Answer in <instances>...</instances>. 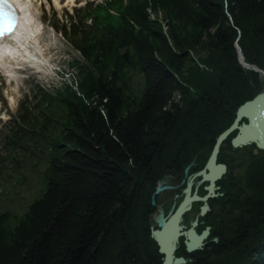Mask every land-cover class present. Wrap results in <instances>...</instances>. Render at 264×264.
Returning a JSON list of instances; mask_svg holds the SVG:
<instances>
[{
    "label": "trees",
    "instance_id": "16d2710c",
    "mask_svg": "<svg viewBox=\"0 0 264 264\" xmlns=\"http://www.w3.org/2000/svg\"><path fill=\"white\" fill-rule=\"evenodd\" d=\"M68 20L53 27L79 53L74 77L37 86L0 133L43 183L21 214L0 212V264H163L152 192L166 170H202L264 91L236 46L264 71V0H101ZM237 132L218 162L229 169L232 153L250 151L247 188L234 215L199 227L213 224L211 251L188 254L182 238L176 254L194 257L188 264H264V150L235 149Z\"/></svg>",
    "mask_w": 264,
    "mask_h": 264
},
{
    "label": "rangeland",
    "instance_id": "374dc122",
    "mask_svg": "<svg viewBox=\"0 0 264 264\" xmlns=\"http://www.w3.org/2000/svg\"><path fill=\"white\" fill-rule=\"evenodd\" d=\"M20 1L24 3L23 6L27 11L28 26L31 28L30 33L28 32L30 34L28 39L31 38V42L29 44L32 43L31 46L38 49L39 57L40 54H43V59L51 65L47 69L52 74L51 77L54 78V85L50 87L49 84H45L43 80L38 81L34 77L35 75L31 76L28 72L22 73L21 71H12L9 73L11 76H0V90L2 92L0 94V132L3 130L5 125L7 126L9 124L8 122L11 119L17 117L22 102L25 101L27 95L31 94V91L36 84L45 85L48 88H58L63 83V77H74L75 72L72 69V65L74 63L72 62L79 57V54L73 49L68 40L59 35L51 25L56 24L57 19H63L65 17V12L69 11L72 13L75 7L80 8L86 3L97 6L101 3V0ZM101 14H105L108 19L112 17V15L106 14L104 11H101ZM139 76L140 75H135L133 79L136 85L140 82ZM260 78L264 79V71ZM247 121L243 120L242 123H247ZM2 143L3 142L0 137V212L5 209H10L17 214H21L43 187L41 174L39 172L40 168L38 166L37 169H33V167L30 166V162L28 163L23 161L24 158H19V164L16 165V162L13 161L9 155V150L3 147ZM228 149L229 147L226 146L225 152H227ZM262 151L263 150L258 152L257 148L256 154H259ZM249 152L250 151H240L232 153V156L235 158V162L233 166L230 165L226 175L222 178L221 184H218L219 186L227 187L229 189V193L234 192V199L240 197L239 194L244 186L247 188L244 184V170L245 161L249 156ZM206 165L207 162L205 166ZM194 180L196 185L201 182L200 177H196ZM205 187L206 184L202 183L200 193ZM234 199H232L233 203ZM180 201L181 199L173 205V208L177 206ZM222 205L223 204L221 203L213 202V208H215L214 214L211 216L213 222L217 221L218 217H222L225 220L226 217L232 216L236 212L234 205L229 203L225 204L228 209L224 210L222 215L217 214V209L222 208ZM199 206L200 203H197L193 211L194 216L199 211ZM229 208H231L230 211ZM161 210L164 212V209L160 208L159 215L161 214ZM156 212L157 210L155 209L152 217L155 216ZM229 212H232V214H229ZM164 213L163 215L165 218H168L171 214L170 212L168 217H166ZM188 222L189 221L185 222V224L188 225ZM157 224V221L154 222L153 229H157ZM181 241L182 239L180 242ZM181 245L182 244L180 243V246Z\"/></svg>",
    "mask_w": 264,
    "mask_h": 264
},
{
    "label": "water",
    "instance_id": "95a60500",
    "mask_svg": "<svg viewBox=\"0 0 264 264\" xmlns=\"http://www.w3.org/2000/svg\"><path fill=\"white\" fill-rule=\"evenodd\" d=\"M236 46L240 62L243 66L257 72H263L258 66L247 63L241 47L238 44ZM262 116H264V91L258 94L254 99L247 101L239 108L237 117L232 126L217 138L213 152L205 168L190 177V182L188 183V187L186 189L187 195L171 217L169 219L165 218L163 210L160 211L161 214L156 218L158 222L157 229H153L152 237L156 240L159 246V253L163 255V264L188 263L189 259L184 256H177L176 254L178 248L177 242H179L180 238H184L187 252L193 253L203 250L205 240L210 233V227H207L201 233H198L196 230L198 220H195L190 228H186L181 224L182 217L191 209L192 203L194 202H204V205L201 208L202 216L206 215L209 211L208 201L216 196V190L219 189L217 183L226 175L228 171L226 164L218 162L221 146L234 131L237 130L239 132L232 140V145L235 149L243 148L255 143L258 148V152L264 150V135H261L256 131L260 128ZM244 118L248 119L247 123H242ZM192 166L193 163L186 167V176L189 174V170ZM196 177L201 178L200 183L208 182V185L205 187L207 193L204 196H200L197 191L194 193L191 191V186L193 185ZM166 184V179L161 181L155 194L169 188ZM226 191L227 188L222 189V193H226ZM227 194L229 196L234 195V192ZM152 203L155 204V200H153Z\"/></svg>",
    "mask_w": 264,
    "mask_h": 264
},
{
    "label": "flooded vegetation",
    "instance_id": "af4514ba",
    "mask_svg": "<svg viewBox=\"0 0 264 264\" xmlns=\"http://www.w3.org/2000/svg\"><path fill=\"white\" fill-rule=\"evenodd\" d=\"M190 177L191 176L189 174L186 176L185 174L182 175L180 172H177V171L166 170L164 172V174L160 177L158 183L154 187V191L152 192V196H151L152 199L155 200V204H153V203L152 204L155 207V209L157 210L155 216L152 217L153 223L157 221L156 218L159 215V209L160 208L164 209V212H165L164 214H165L166 217H168V215L171 212V214L169 215L168 219L176 211L178 206L182 203V201L185 199V197L187 195L186 189L188 187V183L190 182ZM164 179L167 180V184L166 185H168L169 188H166L163 191H161L160 193L155 194L159 184ZM184 184H185V186H184ZM217 186L219 187V189L216 190V196L208 201L209 211L207 212V214L204 215V216L201 215V208L204 205V202H194V203H192L191 209L183 215L182 221H181L182 225H184L186 228H190L192 223L195 220H198V226L196 227V230H197L198 233H201L203 231V230L199 231V227L201 225L206 224L207 222H213L212 218H211V216L214 214V211H215V208H213L214 207L213 206V202H217V203L223 204L222 208H218L217 209V214H221V215L223 214L224 210L228 209L227 205H225V204L232 203L234 205V203L232 202V199H234L233 198L234 195H230L229 196L227 194V193H229V189L227 187L219 186L218 184H217ZM201 187H202V183L196 185V182L194 180L193 185L191 187L192 193L197 191V193L200 196H204L207 193V191H206L205 194H201L200 193ZM223 188H227L226 193H222V189ZM154 194H155V196H154ZM179 199H181V201L179 202V204L177 206H175L173 208V205ZM197 203H200L199 211L194 216L193 211H194ZM230 210H231V208H229V211ZM187 221H189L188 222L189 225L185 224V222H187ZM207 227H210V233H209V236L207 237V239L205 240V244H204V248L203 249L206 248L208 251H211L212 247H213V243L218 242L219 238L215 234L216 230H215L213 224H211V225H209ZM181 239L182 238H180V240ZM180 240H179V242L177 244L178 248H179L180 243H181ZM183 242H184V238H183ZM184 245H185V243H184ZM178 248H177V250H178ZM184 248H185V251L187 252L186 246ZM187 253L188 254H192V253H189V252H187ZM184 257L189 259L188 262L194 261V257H191V256H184Z\"/></svg>",
    "mask_w": 264,
    "mask_h": 264
},
{
    "label": "snow or ice",
    "instance_id": "6c2138e0",
    "mask_svg": "<svg viewBox=\"0 0 264 264\" xmlns=\"http://www.w3.org/2000/svg\"><path fill=\"white\" fill-rule=\"evenodd\" d=\"M0 17L4 19L5 26L0 34L13 31V20L16 19L14 5L10 0H0Z\"/></svg>",
    "mask_w": 264,
    "mask_h": 264
},
{
    "label": "bare ground",
    "instance_id": "6f19581e",
    "mask_svg": "<svg viewBox=\"0 0 264 264\" xmlns=\"http://www.w3.org/2000/svg\"><path fill=\"white\" fill-rule=\"evenodd\" d=\"M17 2L20 3L21 6H23L24 3H22L20 0H16ZM24 7V6H23ZM26 9V8H25ZM26 20V23L24 24L23 26V30L20 32L21 35H23V31L27 29V33L24 35V37L26 38L25 40H21L24 45H26V47H28V45H31L29 44L31 42V38L28 39L30 37V26H28V22H27V18L25 19ZM29 32V33H28ZM33 41V40H32ZM37 41V40H36ZM35 49V48H34ZM39 53V52H38ZM0 59H2L3 61L0 62L1 63H4V60L8 59L7 57L4 56L3 54V51L0 49ZM259 134H263L264 135V116H262V123L260 125V128L256 130ZM261 132V133H260ZM254 133V132H253ZM192 187V186H191ZM178 243V242H177ZM177 252V251H176Z\"/></svg>",
    "mask_w": 264,
    "mask_h": 264
}]
</instances>
